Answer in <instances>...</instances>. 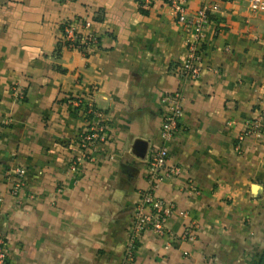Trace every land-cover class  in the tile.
<instances>
[{"label": "crops", "instance_id": "1", "mask_svg": "<svg viewBox=\"0 0 264 264\" xmlns=\"http://www.w3.org/2000/svg\"><path fill=\"white\" fill-rule=\"evenodd\" d=\"M0 0V238L5 264H122L131 215L159 144L162 97L183 95L181 129L155 195L186 216L168 234L142 233L131 264H259L264 259V137L236 150L264 108V0H217L204 30L201 73L181 81L189 33L162 0ZM208 0H186L194 13ZM93 18L99 46L87 57L60 48L61 25ZM14 91L22 97H16ZM77 101L82 103L78 107ZM103 116L105 140L81 145ZM84 153L77 171L72 159ZM23 168L10 194L8 172ZM190 228L192 237L182 238ZM264 264V260H263Z\"/></svg>", "mask_w": 264, "mask_h": 264}, {"label": "built area", "instance_id": "2", "mask_svg": "<svg viewBox=\"0 0 264 264\" xmlns=\"http://www.w3.org/2000/svg\"><path fill=\"white\" fill-rule=\"evenodd\" d=\"M168 7L171 16L176 24L186 30L187 37L186 56L175 72L181 81H193L201 73V63L203 60L204 30L207 26L215 24V16L220 12L217 0H208L207 4L199 8L194 13H189L186 7V0H162ZM151 0H144L140 7L148 9ZM264 6H259L258 11H263ZM93 18L83 17L64 22L60 28L57 44L62 48L77 51L81 56L87 57L99 46L98 35L93 31ZM16 97L21 98L20 92L14 91ZM182 92L178 89L171 93H166L162 97L165 110L161 115L159 127V144L151 146L145 155L147 162V188L140 190L139 198L135 204L131 222L125 242L122 264H131L134 260L136 250L142 233L150 230L156 236L162 237L168 234L166 221L173 215L186 216V212L176 210L172 202H165L155 195V189L163 178L175 176L179 169L168 164L169 150L168 143L173 136L181 129L180 118L183 114ZM78 105L82 104L77 101ZM85 115L94 117L95 124L88 132L81 134V145L86 151L87 146L94 147L98 142L104 141L105 127L103 116L98 112L92 103L86 104ZM248 137H264V108L259 109L255 117L247 120L243 130L237 136L236 150L240 149L241 142ZM85 154L72 159L69 169L75 172ZM12 184L10 194L17 197L24 186L23 168L11 169L8 173ZM2 199L0 197V203ZM192 237L190 228H187L182 238ZM6 252L4 240L0 238V264H5Z\"/></svg>", "mask_w": 264, "mask_h": 264}, {"label": "water", "instance_id": "3", "mask_svg": "<svg viewBox=\"0 0 264 264\" xmlns=\"http://www.w3.org/2000/svg\"><path fill=\"white\" fill-rule=\"evenodd\" d=\"M147 142L142 140H136L132 149L138 158L144 159L147 152Z\"/></svg>", "mask_w": 264, "mask_h": 264}, {"label": "trees", "instance_id": "4", "mask_svg": "<svg viewBox=\"0 0 264 264\" xmlns=\"http://www.w3.org/2000/svg\"><path fill=\"white\" fill-rule=\"evenodd\" d=\"M60 48H61V47H60V44H58V45H57V50H60ZM81 105H82V104H80V106H78V107H82ZM83 110H84V109H83ZM84 111H85V110H84ZM263 260H264V259L261 258V260H259V264H263Z\"/></svg>", "mask_w": 264, "mask_h": 264}]
</instances>
